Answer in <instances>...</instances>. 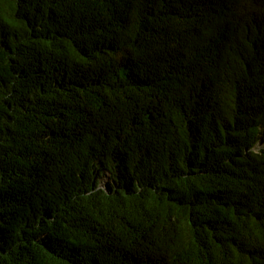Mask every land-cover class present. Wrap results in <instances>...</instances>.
I'll return each instance as SVG.
<instances>
[{
    "label": "trees",
    "instance_id": "obj_1",
    "mask_svg": "<svg viewBox=\"0 0 264 264\" xmlns=\"http://www.w3.org/2000/svg\"><path fill=\"white\" fill-rule=\"evenodd\" d=\"M0 264H264V0H0Z\"/></svg>",
    "mask_w": 264,
    "mask_h": 264
}]
</instances>
